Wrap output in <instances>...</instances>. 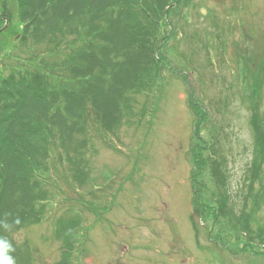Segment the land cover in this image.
I'll return each mask as SVG.
<instances>
[{"label":"rangeland","instance_id":"374dc122","mask_svg":"<svg viewBox=\"0 0 264 264\" xmlns=\"http://www.w3.org/2000/svg\"><path fill=\"white\" fill-rule=\"evenodd\" d=\"M162 19L158 66L138 74L139 94L122 100L109 132L87 117L80 172L51 175L59 187L44 215L11 235L28 246L25 264L61 260L56 230L69 217L68 264H264V244L246 246L228 219L250 208L255 152L264 161V0H178ZM21 32L19 20L0 31V76L38 72ZM68 41L59 59L79 54ZM256 219L263 226L264 206Z\"/></svg>","mask_w":264,"mask_h":264},{"label":"trees","instance_id":"16d2710c","mask_svg":"<svg viewBox=\"0 0 264 264\" xmlns=\"http://www.w3.org/2000/svg\"><path fill=\"white\" fill-rule=\"evenodd\" d=\"M170 1L0 0V30L19 20L23 49L31 61L40 59L37 73L19 69L0 76V239L12 245L9 255L15 264L29 262V249L26 244L18 246L11 235L38 223L44 215L54 195L50 189L59 187L52 177L67 180L68 173L78 174L85 163L90 142L87 117L92 114L94 123L109 132L122 100L139 94L135 90L140 87L138 74L142 78L158 66L160 22L178 0ZM11 3H15L14 13L7 7ZM70 38L79 54L59 59L68 50L63 45ZM41 44L48 48L44 54L30 51L29 47ZM50 44L53 52L46 57ZM192 108L201 119V109L196 104ZM257 156L255 152L253 161ZM255 162L251 176L257 186L253 188L252 179L250 208L246 211L240 206L238 214L233 211L228 216L235 233L250 248L255 241L264 244V224L259 226L256 219L264 206L260 166L264 161ZM227 208L234 210L230 205ZM73 219L58 223L62 256L55 264H68L67 256L73 253L70 235L78 226Z\"/></svg>","mask_w":264,"mask_h":264},{"label":"clouds","instance_id":"9594fccd","mask_svg":"<svg viewBox=\"0 0 264 264\" xmlns=\"http://www.w3.org/2000/svg\"><path fill=\"white\" fill-rule=\"evenodd\" d=\"M14 251L12 245L4 239H0V264H15L14 258L9 255Z\"/></svg>","mask_w":264,"mask_h":264}]
</instances>
